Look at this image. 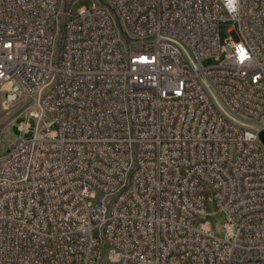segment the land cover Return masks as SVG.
<instances>
[{"label": "built area", "instance_id": "2783aa9c", "mask_svg": "<svg viewBox=\"0 0 264 264\" xmlns=\"http://www.w3.org/2000/svg\"><path fill=\"white\" fill-rule=\"evenodd\" d=\"M61 2L0 0V264H264V0Z\"/></svg>", "mask_w": 264, "mask_h": 264}, {"label": "rangeland", "instance_id": "374dc122", "mask_svg": "<svg viewBox=\"0 0 264 264\" xmlns=\"http://www.w3.org/2000/svg\"><path fill=\"white\" fill-rule=\"evenodd\" d=\"M95 0H62L61 5L64 10L71 8V16L75 17L78 14V10L82 6L90 7ZM64 16L62 17V20ZM233 26V20L223 19L219 22V36L220 41L225 43V39L229 36V29ZM218 61L216 55H210L202 58L204 65L216 64ZM25 104H16L9 107H4L0 103V155L6 154L8 147L16 141L20 132L18 130V123L24 118L21 117ZM50 121L49 118H47ZM31 125L34 127L37 124L35 118H31ZM57 124H51V128L55 129ZM28 134L27 136H30ZM206 194L210 195L209 188H206ZM208 221L212 224L215 235L218 237H225L226 229L224 226L225 216L222 211L218 209L217 204L208 200L206 202V213H199L195 217V225L198 226L201 222ZM94 223V234L101 241V248L105 247L106 239L103 234V227L98 225L96 221Z\"/></svg>", "mask_w": 264, "mask_h": 264}, {"label": "clouds", "instance_id": "9594fccd", "mask_svg": "<svg viewBox=\"0 0 264 264\" xmlns=\"http://www.w3.org/2000/svg\"><path fill=\"white\" fill-rule=\"evenodd\" d=\"M225 5L228 9L230 16L233 19L237 18L239 0H225Z\"/></svg>", "mask_w": 264, "mask_h": 264}, {"label": "water", "instance_id": "95a60500", "mask_svg": "<svg viewBox=\"0 0 264 264\" xmlns=\"http://www.w3.org/2000/svg\"><path fill=\"white\" fill-rule=\"evenodd\" d=\"M260 137H261V139L264 141V131H261V132H260Z\"/></svg>", "mask_w": 264, "mask_h": 264}]
</instances>
